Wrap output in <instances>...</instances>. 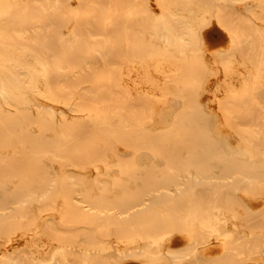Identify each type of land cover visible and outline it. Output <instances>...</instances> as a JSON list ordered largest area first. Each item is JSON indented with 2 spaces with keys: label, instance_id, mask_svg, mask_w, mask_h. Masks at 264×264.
<instances>
[{
  "label": "rangeland",
  "instance_id": "1",
  "mask_svg": "<svg viewBox=\"0 0 264 264\" xmlns=\"http://www.w3.org/2000/svg\"><path fill=\"white\" fill-rule=\"evenodd\" d=\"M13 1L0 0V24L12 18L21 21L28 16L43 23L48 21V26L44 24L41 43L54 45L60 57L65 51V66L68 68H83L86 60H94L96 67H101L100 55H88L99 49L106 54L105 59L117 75L129 60L150 61L158 52L173 56L182 70L178 78L164 81L168 93L165 103H153L149 98L144 101L136 90L116 79L119 93L115 105L122 107L121 113L126 115L123 108L129 107L152 116L147 122L149 131H145L152 141L143 142L140 125L119 119L107 107L84 106L80 109L74 103L65 105L50 101L35 90L31 76L24 68L0 60V87H4L9 100L6 103L0 97V158L12 159L6 162L0 159L3 166L0 169V204L16 208L18 201L14 200L26 197L31 200L28 201L31 213L36 216L33 219L28 214L21 223L34 222L43 229L51 218L57 228L70 227L78 241L91 237L113 240L116 224H120L145 236H166L165 244H154L155 248L160 245L162 251L170 246L190 252L193 238L200 240L209 228L215 226L216 237L228 233L222 215L218 213L222 208L218 192L210 198L202 195L208 187L204 178L187 181L179 189L175 182H182L191 173L202 176L223 171L221 163L227 156L225 151L217 149L212 154H205V151L210 146L214 149L226 144L230 130L225 125L232 126L238 115L233 108L234 115L231 118L227 115L226 119V115L219 114L217 106L205 102L207 87L219 82L229 67L241 72L242 76H264V24H260L257 33L254 29L256 12L258 16H264V0H249L246 8L241 6L242 1L205 0L208 6H205L202 21L188 32L182 23L167 14L162 6L165 0H97L98 3L91 0H30L25 12L13 10ZM178 1L180 13L185 0ZM191 1L196 5L204 4V0ZM101 11L106 21L105 34L99 31L102 25L83 23L94 21ZM223 26L232 32L225 31ZM90 29L96 33L92 35ZM65 36L73 40L64 42ZM256 65L258 70L254 69ZM54 73L53 70L49 72ZM52 82L50 79V85L54 86ZM88 84V81L81 83L79 89ZM43 85L40 83V87ZM242 95L247 99V91ZM232 102L229 100L228 103ZM46 104L63 111L56 112L50 120L42 108ZM229 105L236 107L234 103ZM247 106L241 105L240 110L246 112ZM67 132L74 133V143L70 147V142L64 138ZM59 142L65 143L70 150L78 147L75 156L70 150L60 151ZM174 153L177 156L175 161L164 160ZM15 164L20 166L16 174L10 171V166ZM66 175L73 177L72 184L64 179ZM217 179L220 186L230 183L221 177ZM159 181L166 183L169 189L176 188V192L160 193L165 189L158 186ZM233 187L229 189L246 206L248 213L257 214L260 209L249 205L250 196ZM41 194H50L59 209H43L37 214L36 206L47 201ZM97 205L106 207L99 209ZM125 206H128L127 211L122 213ZM139 210L140 214H135ZM94 213L112 214L116 220H90ZM95 225L98 228H93ZM29 226L31 228L32 224ZM107 227L108 230L102 229ZM5 237L0 233V245ZM232 237L238 248L246 253L253 244V237L242 231H232ZM147 245L144 240L141 248ZM217 250L198 249L197 259L192 264H222ZM77 254L78 251L69 258L72 264H80ZM104 255L105 262L88 260L91 264H138L113 255L111 250ZM254 257L255 254L249 253L247 258ZM187 260L186 257L179 264H190ZM167 264L174 263L168 261ZM233 264L246 262L235 259Z\"/></svg>",
  "mask_w": 264,
  "mask_h": 264
},
{
  "label": "bare ground",
  "instance_id": "2",
  "mask_svg": "<svg viewBox=\"0 0 264 264\" xmlns=\"http://www.w3.org/2000/svg\"><path fill=\"white\" fill-rule=\"evenodd\" d=\"M28 1L30 0L13 1V10L19 12L27 11ZM91 1L98 3L97 0ZM236 1H242L243 4H241V6L243 8H246L249 3V0ZM178 2L180 1L165 0L162 6L168 12L167 14L182 23L188 32L202 21L208 4L205 5V0L204 4L202 2L201 5H196V3L191 0H185L184 5H182L183 11L178 13ZM20 4H22V6ZM100 7L102 8V5H100ZM212 7L215 8L216 6L212 5ZM102 14L101 11L96 15L94 21L86 20L83 23L95 22L102 25L99 31L105 34L106 28L103 29V27L106 21L102 18ZM259 16L258 12H256L255 18L257 22L254 26V29H256L255 33L260 31V24H264V16L262 14ZM46 18L47 20L50 18L48 14ZM44 24L48 26L49 22L43 23L36 20L35 17L33 18L30 16L21 19V21L17 18H12L9 22L1 23L0 60L5 62L10 61L24 68L31 76L32 85L35 90L40 95L46 96L50 101L63 103L65 105L74 103L76 107L80 109H84V106L92 108L107 107L111 114L118 116L119 119H123L124 121L129 120V122H133L135 125H140V128L143 129L141 130L143 142L152 141L149 137L150 135L145 132L149 131V129H147V122L152 118L150 114H144L143 112L140 114L138 109H129V107H127L123 108L126 111V115H124L120 110L122 107L115 105V99L119 93L117 87L118 80L116 79H121L123 83L128 84L130 88L136 90L139 96L144 97V101L149 98L153 103H165L168 93L164 89V81L168 78H178L177 75H179L182 70L177 59L169 54L158 52L150 61L129 60L127 66H122V70L120 69L117 75V72H113V67H111L109 62L105 59L106 54L100 52L99 49H95L94 52H90L88 55H100L103 60V65L101 67H96L94 60H86L84 61L85 65L83 68H68V66H65V51H63L60 57L56 54L54 45H44L41 43ZM223 29L227 32H232L229 27L223 26ZM90 32L92 35L96 33V31L92 32L91 29ZM236 36L237 35L234 36V39ZM72 40L73 39L69 36L64 37V42ZM55 68L58 70H55ZM254 69L258 70L259 66L256 65ZM52 70L55 72L54 75L49 74ZM114 75H117V77ZM50 79H53L52 84L54 86L50 85ZM86 81H88L89 84L79 89L81 83ZM40 83L44 85L40 87ZM207 88V98L205 102L210 101L211 104L217 106L219 114L226 115V119L227 115L228 118L234 115L232 112L234 109L237 110L235 113L238 115L236 116L237 120H235L232 126L225 125L226 129L230 130V138L227 139L226 144L223 146L218 145L214 149L210 146L207 148V151H205V154H212L217 151V149L225 151L227 156L221 163L223 171L222 173L213 172L202 176H199L197 173H191L185 176L182 182H175V186L179 189L178 187H184L187 181L203 180L204 178L205 185L208 187L204 189L205 192L202 193V195L210 198L212 196L215 197L216 192H218L217 195L222 199V208L218 213L222 215L223 224L226 227L225 231L228 233H223L221 236L219 235L216 237V234H214L216 228L213 226L209 228L206 234H202L203 236L200 237V240L193 238L194 241L191 245L190 252L179 247L175 248L170 246L165 247L162 251L160 245L155 248L154 244L157 242H164L165 244V241L168 240L166 236L158 238L154 236L149 237V235L145 236L144 234L136 233L134 229L129 231L125 225L121 226L120 224H116V237L113 240H109L106 237L97 239L91 237L86 240L78 241L74 238L70 227L57 228L51 218L47 220L46 226L43 229H41V226L37 227L34 222L33 224L28 221L26 225H24L23 222L21 223L22 219L28 214H31L33 219L36 216V213H31L30 204L28 203V201L31 200L26 197H21L22 199L14 200V202L18 201L16 208L0 204V233L6 235L4 243L0 245V264H60V262L62 264H72L69 258L75 256L77 251V255L81 260L80 264H89L88 258L93 259L95 262H105L104 259L107 258H105L104 253L109 250L117 257H126L128 260L135 261L138 264H167L168 261L169 263L173 262L174 264H179L180 261L186 257L188 258L186 262L192 264L193 261L197 259L196 251L202 248L208 250H212L213 248L218 249L217 255L222 261V264H233L235 259H241L245 261L246 264H264V238H262L264 235V76H258V74L256 76H242L241 72L238 73L229 67L219 82H214ZM246 91L247 99H245L246 97L243 98L242 95ZM0 97L3 101L9 103L3 86L0 87ZM229 100L234 102L228 103ZM233 103L236 107L229 105ZM37 105L39 104L37 103ZM241 105H248L246 112L240 110ZM42 108H44L45 116L50 120H53L56 112L60 113L63 111L51 104L43 105ZM73 137L74 133H65L64 138L66 141L70 142L68 147L74 143ZM57 146H61L59 148L60 151L70 150V148H66L65 143L59 142ZM77 150L78 147H74L71 148L70 151L73 153L72 155L75 156L74 153H76ZM176 157L174 153L169 157H165L164 160H174ZM0 159H5V162L12 160L6 157H1ZM70 160L72 159L70 158ZM195 166L198 167L197 165ZM2 167L0 163V169ZM10 167L11 172L15 173L16 171H20V166L16 164ZM167 168L172 169L169 165H167ZM52 169H54V167ZM219 177L223 180L230 181L228 186L222 185V187L218 185L216 179ZM64 179L69 184H72L74 181L73 177L68 175H66ZM158 186L164 187L165 189H162L163 191L161 190L162 192L160 193H169L170 191L176 192V188H174V190L169 189L164 182L159 181ZM231 186H234V189L237 187L238 190L249 195V205L257 206L260 211L254 215L249 214L245 209L246 206L242 204L235 193L233 194V190L229 189ZM57 190L59 191L60 189L57 188ZM40 196H46L47 201L44 204L40 203L36 206L37 214L41 213L43 209H59L58 204L53 203L55 199H52L50 194H41ZM37 197H39V195H37ZM73 199H76L75 196ZM141 201H144V199ZM140 204L142 205L143 202ZM102 206L103 205H97V208L102 209L106 207ZM5 208H7L8 211H5ZM124 208L126 209L128 206ZM121 211L123 213L126 212L127 209ZM140 211L141 210L135 212V214H140ZM214 215L217 216L216 211ZM96 219L99 220L98 222H107L108 220L114 222L113 220H116L112 217V214L105 215L102 213H94L90 220ZM30 224H32L31 228L29 226ZM93 228L96 229L98 226L95 225ZM102 229L108 230V227ZM126 231L129 232L127 233ZM232 231H242L243 234L248 235V237H253V244L248 248L247 253L238 248L235 238L232 237ZM144 240L148 242V245L145 248H141V243ZM12 247H14V250H11ZM140 251L143 252L139 254ZM249 253L255 254V257L248 259ZM141 254L143 256H141ZM169 258L171 260H169ZM157 259L160 260L157 261Z\"/></svg>",
  "mask_w": 264,
  "mask_h": 264
}]
</instances>
